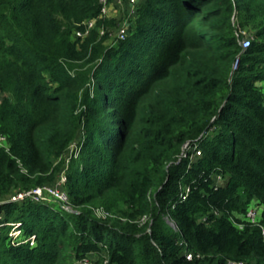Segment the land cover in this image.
<instances>
[{
  "label": "trees",
  "instance_id": "obj_1",
  "mask_svg": "<svg viewBox=\"0 0 264 264\" xmlns=\"http://www.w3.org/2000/svg\"><path fill=\"white\" fill-rule=\"evenodd\" d=\"M103 7L0 0V264H264V0H142L111 45ZM74 142L72 211L10 198Z\"/></svg>",
  "mask_w": 264,
  "mask_h": 264
},
{
  "label": "built area",
  "instance_id": "obj_2",
  "mask_svg": "<svg viewBox=\"0 0 264 264\" xmlns=\"http://www.w3.org/2000/svg\"><path fill=\"white\" fill-rule=\"evenodd\" d=\"M104 7H103V14H105L106 11V5L108 0H102ZM131 4H132V13L136 14L137 12V8L135 7L136 5V0H130ZM95 26V22L94 21H89L84 29H77L75 31V34L78 38H85L88 33L94 28ZM128 30H129V26L128 24L124 23L123 25L120 26L119 29V34H118V39H125L128 35ZM101 33H104V30H101ZM249 44V39L248 37H246L243 40V46L247 47ZM3 139V138H2ZM4 140V139H3ZM185 148H187L188 150H191V154H190V159L194 160L197 157L202 156V150L199 148L198 145H191L190 143H187L185 145ZM67 152H70V156L67 158L68 161L66 162V166L65 169L62 170V172L60 173L58 179L52 183V184H47L44 186H38L33 188L32 190L25 192V193H20L17 196H13L11 199L12 200H16V199H23L25 197H29L32 200L36 201V202H43V201H47L50 199H55L60 201L63 206L65 207V209L72 211L73 208L71 206L70 203V198L69 195L65 189V184L67 182V169L69 166V162L71 161L72 158H77L79 156V146H78V142H74L71 144L70 148L68 149ZM67 154V153H66ZM188 154L184 155L187 156ZM66 157V155H65ZM212 177H214V181H215V186L219 187L225 184V177L221 174H214L212 175ZM190 188L189 187H185L184 190H182V196L183 199H186L187 193L189 192ZM98 210V211H97ZM97 212L99 213V215H97ZM95 214L98 217H105L107 216V213L101 209H95ZM170 222V224L176 228V226L174 225V223L172 221H170L169 218H167ZM243 220L253 224V225H259V217H257V208L256 205L253 206H248V209L246 211V213L243 216ZM236 222L237 226L239 228H243L245 222ZM261 228V233L264 234V227L260 226ZM14 230V229H13ZM11 234H13V236L15 237V235L20 234V230H14V232H12ZM188 258H191L192 255L188 254L187 256ZM107 262V260H106ZM232 264H247L244 261H240V262H231ZM77 264H89L88 259H83L80 260L79 262H77Z\"/></svg>",
  "mask_w": 264,
  "mask_h": 264
},
{
  "label": "rangeland",
  "instance_id": "obj_3",
  "mask_svg": "<svg viewBox=\"0 0 264 264\" xmlns=\"http://www.w3.org/2000/svg\"><path fill=\"white\" fill-rule=\"evenodd\" d=\"M141 1L142 0H136V5H135L136 8H138V5L141 3ZM105 15L108 16L109 18H114L116 20V26L109 27L108 30L105 28V32L106 30L109 31V38L108 41L106 42L107 45H111L112 43L114 44V40L118 38L120 26L123 25L124 23L128 24L129 26V30H128V35H129L130 27H132V25L134 24L135 15H136L132 13V4L130 0H112L110 2L108 1L106 5ZM5 144H6L5 140L0 138V146ZM69 154L70 152H67L65 157L66 162L68 161L67 158L70 156ZM12 197L13 196H10V198ZM253 205H256V203L255 202L250 203V206ZM256 208H257V217H259L261 212V206L256 205ZM97 215H99L98 212ZM20 235L21 234L15 235V238H19ZM69 262L70 264H76V261L74 260H69Z\"/></svg>",
  "mask_w": 264,
  "mask_h": 264
}]
</instances>
